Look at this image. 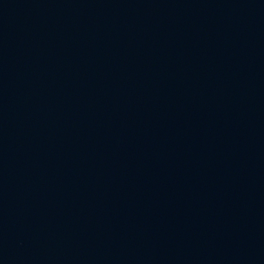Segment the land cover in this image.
Masks as SVG:
<instances>
[{
    "label": "water",
    "instance_id": "water-1",
    "mask_svg": "<svg viewBox=\"0 0 264 264\" xmlns=\"http://www.w3.org/2000/svg\"><path fill=\"white\" fill-rule=\"evenodd\" d=\"M0 264H264V0H0Z\"/></svg>",
    "mask_w": 264,
    "mask_h": 264
}]
</instances>
